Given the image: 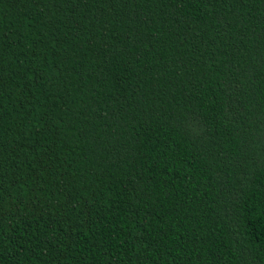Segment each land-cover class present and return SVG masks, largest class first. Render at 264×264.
Masks as SVG:
<instances>
[{
    "label": "trees",
    "instance_id": "1",
    "mask_svg": "<svg viewBox=\"0 0 264 264\" xmlns=\"http://www.w3.org/2000/svg\"><path fill=\"white\" fill-rule=\"evenodd\" d=\"M0 264H264V0H0Z\"/></svg>",
    "mask_w": 264,
    "mask_h": 264
}]
</instances>
